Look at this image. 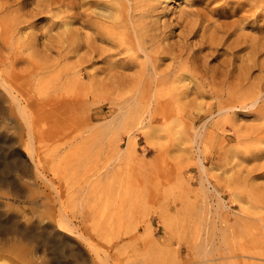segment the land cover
Wrapping results in <instances>:
<instances>
[{"label": "rangeland", "instance_id": "1", "mask_svg": "<svg viewBox=\"0 0 264 264\" xmlns=\"http://www.w3.org/2000/svg\"><path fill=\"white\" fill-rule=\"evenodd\" d=\"M0 73V264H264V0H0Z\"/></svg>", "mask_w": 264, "mask_h": 264}, {"label": "bare ground", "instance_id": "2", "mask_svg": "<svg viewBox=\"0 0 264 264\" xmlns=\"http://www.w3.org/2000/svg\"><path fill=\"white\" fill-rule=\"evenodd\" d=\"M42 3L39 5V11L41 10H45V9H48V10H51L52 8H53V2L54 1H52V2H50L49 1V3H45V2H43V1H41ZM47 2V1H46ZM224 9H227V6L224 8ZM228 10V9H227ZM234 23V22H233ZM236 24V23H235ZM234 24V25H235ZM225 35L223 36V38L221 39V42H223V41H227L232 35H234L236 32H235V29H233V30H231V29H226L225 30ZM135 35L137 36V39H138V42H139V44H140V46H142V38H141V35H140V32H139V30L138 29H136L135 30ZM215 35L214 34H212V35H210V40H209V45L211 46V48L213 47V44H214V41H215ZM245 42V40H244V37L243 36H238V37H236L235 39H233L232 40V42L229 44V47H232L233 45L235 46V47H237V46H239V45H241L242 44V42ZM226 52H228V50H226ZM222 66H223V68L225 69V70H228V71H231V70H233L232 69V65L230 66V64L229 63H227V61H225V60H223L222 61ZM78 76V78H80V76L79 75H77ZM0 80L2 81V84L0 85V92L3 94V95H7V92L9 93V95L14 99V100H16V101H20V100H22V97H20L18 94H16L15 93V90H14V86H13V84L11 83H8L7 81H6V79L5 78H3V76H2V74L0 73ZM237 83L239 82H241V78H239L238 79V81H236ZM86 94V96L85 97H88V94L87 93H85ZM88 99V98H87ZM87 107H89V105H87ZM62 221H64L63 219H62ZM0 227H2L1 225H0ZM46 242H48V243H51L50 241H46ZM59 245V244H58ZM53 246V245H52ZM53 248L57 251V253L58 254H61V253H63V251H65L64 250V248L61 246V245H59V246H56V247H54L53 246ZM103 264H106V263H103Z\"/></svg>", "mask_w": 264, "mask_h": 264}]
</instances>
